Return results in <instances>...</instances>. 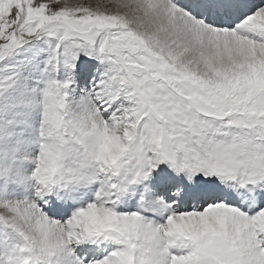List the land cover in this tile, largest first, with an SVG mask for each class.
<instances>
[{"label": "snow or ice", "instance_id": "snow-or-ice-1", "mask_svg": "<svg viewBox=\"0 0 264 264\" xmlns=\"http://www.w3.org/2000/svg\"><path fill=\"white\" fill-rule=\"evenodd\" d=\"M0 264H264V0H0Z\"/></svg>", "mask_w": 264, "mask_h": 264}]
</instances>
